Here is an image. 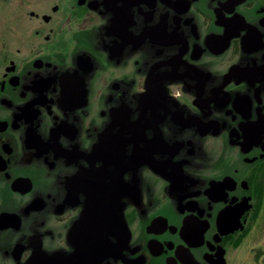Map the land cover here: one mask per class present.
I'll return each instance as SVG.
<instances>
[{"label":"flooded vegetation","instance_id":"obj_1","mask_svg":"<svg viewBox=\"0 0 264 264\" xmlns=\"http://www.w3.org/2000/svg\"><path fill=\"white\" fill-rule=\"evenodd\" d=\"M13 1L0 264H230L264 205V0Z\"/></svg>","mask_w":264,"mask_h":264},{"label":"rangeland","instance_id":"obj_2","mask_svg":"<svg viewBox=\"0 0 264 264\" xmlns=\"http://www.w3.org/2000/svg\"><path fill=\"white\" fill-rule=\"evenodd\" d=\"M15 2V0L13 1ZM6 0H0V40H4L6 25ZM0 42V53L4 50ZM253 221L250 235L232 252L230 264H264V205ZM257 210V209H256ZM255 215V213H254Z\"/></svg>","mask_w":264,"mask_h":264}]
</instances>
